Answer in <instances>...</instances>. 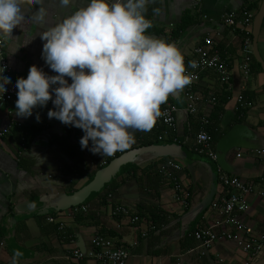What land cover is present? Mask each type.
<instances>
[{
    "label": "crops",
    "instance_id": "0c3cea01",
    "mask_svg": "<svg viewBox=\"0 0 264 264\" xmlns=\"http://www.w3.org/2000/svg\"><path fill=\"white\" fill-rule=\"evenodd\" d=\"M261 2L149 0L145 11L151 21L148 34L174 41L185 59L193 58V49L208 36L230 80L224 83L215 71H203L194 88L196 112L187 111L184 89L171 94L167 103L177 108L174 128L166 133L162 125L149 131L133 129L135 143L122 152L103 156L82 148L81 128L48 117L53 103L36 107L25 118L16 115V101L4 102L0 128L9 126L10 130L0 142V264H10L16 249L23 252L20 264H99L88 256L96 235L125 248V264H255L264 258V240L259 251L250 255L233 239H217L204 246L193 236L197 228L234 234V226L226 223L231 215L255 235H264V197L259 195L264 192V155L257 153L264 149V70L255 57L252 34L249 71L244 69L241 30L225 22L230 13L237 19L251 13L254 19ZM86 4L87 0H72L67 6L60 0H42L41 4L26 0L22 24L11 36H0L10 75L16 74L9 86L17 88L16 80L27 78L33 64L49 75L57 74L42 58L45 41L40 34ZM40 8L45 10L43 21L35 19ZM257 49L264 62V18ZM202 116L207 123L200 122ZM236 124L245 125L249 133L240 146L219 152L212 139L215 156L219 154L225 168L216 157L194 150L201 130L210 135V128L213 135L223 136ZM169 138L186 152L185 159L172 157L180 162L179 171L169 175L159 169L167 156L128 163L84 201L70 200L114 157L141 146L164 144ZM221 173L253 184V191L245 195L246 211L229 215L211 205L219 203L227 191L220 183ZM212 182L215 194L202 209ZM117 205L126 207L127 214H113ZM133 216L138 217L136 222L131 221Z\"/></svg>",
    "mask_w": 264,
    "mask_h": 264
},
{
    "label": "clouds",
    "instance_id": "9594fccd",
    "mask_svg": "<svg viewBox=\"0 0 264 264\" xmlns=\"http://www.w3.org/2000/svg\"><path fill=\"white\" fill-rule=\"evenodd\" d=\"M149 0H87L40 34L42 58L54 70L30 66L16 80V115L31 117L38 106H55L48 117L84 131L82 148L103 156L135 143L133 129L149 131L164 115L161 105L192 80L184 54L174 41L148 34ZM26 0H0V36H11L24 20ZM41 4L42 0H35ZM67 6L72 0H60ZM158 11V10H156ZM45 10L35 13L43 21ZM197 67L196 61L189 62ZM0 68V92L16 74ZM71 78L69 82L68 78ZM36 119H41L36 113ZM91 140V147L89 142ZM20 249L10 264H20Z\"/></svg>",
    "mask_w": 264,
    "mask_h": 264
},
{
    "label": "built area",
    "instance_id": "2783aa9c",
    "mask_svg": "<svg viewBox=\"0 0 264 264\" xmlns=\"http://www.w3.org/2000/svg\"><path fill=\"white\" fill-rule=\"evenodd\" d=\"M203 0H193L195 4L201 3ZM252 20L253 15L251 13H246L240 19L234 13H230L225 18V22L231 26H237L242 33V53L244 64L243 67L246 71H249V63L251 61L252 55ZM213 41L208 36L203 39V43L197 45L193 49V58L185 59V65L189 73L192 74L191 83L184 87V95L188 100L187 111L189 113H195V85L199 79L200 74L206 70H213L216 72L220 80L224 83H229L230 76L222 61L219 53L215 48H213ZM3 39L0 37V68H5L4 75L9 76L11 69L8 61L3 53ZM190 61H196L197 67L193 68L190 65ZM7 92H0V107L7 100L16 101L18 99L17 92L18 88L11 87L6 84ZM239 101H243L241 95L238 96ZM48 104H52L49 101ZM162 112L164 115L157 119L155 125H162L166 130L173 129L175 126V111L176 106L170 103H164L161 105ZM200 122L205 124L208 122L205 116L200 117ZM20 126V123L16 124ZM10 128L2 127L0 128V142L3 136L9 132ZM212 137L204 130H201L196 139V145L194 150L199 153H206L210 158L215 159V152L212 148ZM257 153L264 155V149H261ZM159 169L164 173L171 175L172 171H179L181 169V164L176 159H167L162 164L159 165ZM220 183L227 189L226 194L221 197L220 202L212 203L211 205L220 208L227 214H232L233 212H243L248 208V203L245 199V195L253 191V184L244 181L236 176H228L225 174H220ZM186 195H188L186 193ZM259 195L264 197V192H259ZM113 214H127V209L124 206L117 205L112 209ZM137 216L131 218L132 222H136ZM226 223L234 226L236 231L234 234L227 233L226 231L215 232L209 228H197L193 232V236L201 242L204 246L209 245L212 241L217 239H233L244 251L253 255L258 252L261 243L264 240V235H255L252 228L242 223L240 220L234 216H229L226 219ZM94 249L88 253V256L93 257L99 264H125L128 258V251L123 248L116 246L113 240L109 237L103 235H96L93 239ZM78 254V251H75ZM80 255V254H78ZM226 264V263H223Z\"/></svg>",
    "mask_w": 264,
    "mask_h": 264
},
{
    "label": "water",
    "instance_id": "95a60500",
    "mask_svg": "<svg viewBox=\"0 0 264 264\" xmlns=\"http://www.w3.org/2000/svg\"><path fill=\"white\" fill-rule=\"evenodd\" d=\"M264 18V0H262L261 5L258 9L257 14L255 15L252 23V36L254 38V54L257 58L258 62L261 64L262 69L264 70V62L259 56V52L257 49V36ZM249 135L247 131V127L242 124L233 125L228 131H226L223 136L217 141L216 149L219 152H226L229 149H233L234 147L241 145V139L246 138ZM161 156H169V157H177L180 159L186 158V152L182 149V147L175 143H167V144H151L147 146H141L135 149H131L125 151L114 157L112 160L107 162L95 176L83 186L80 190L75 192L71 201L73 203H78L84 201L87 196L90 194H94L98 192L106 182H108L113 175H115L122 166H125L128 163H141L143 161L149 160L151 158H157ZM216 159L218 163L224 166V163L219 154L217 153ZM215 183H211L208 194L202 204V209H205L208 206L215 194ZM255 264H264V258L256 262Z\"/></svg>",
    "mask_w": 264,
    "mask_h": 264
},
{
    "label": "trees",
    "instance_id": "16d2710c",
    "mask_svg": "<svg viewBox=\"0 0 264 264\" xmlns=\"http://www.w3.org/2000/svg\"><path fill=\"white\" fill-rule=\"evenodd\" d=\"M257 66H259V64L257 63ZM242 115V112L240 113V116ZM209 132H210V136L212 137V139H213V142H217L218 141V139L222 136V133H220V134H217V135H213V134H216V133H213V130H211L210 128H209ZM164 144H167V143H171V142H175V141H173L171 138H169V139H167V140H165V141H162ZM166 158H168V159H173L172 157H169V156H167Z\"/></svg>",
    "mask_w": 264,
    "mask_h": 264
}]
</instances>
